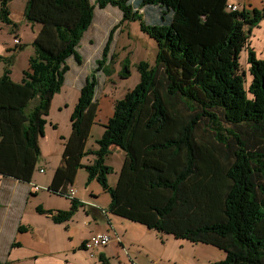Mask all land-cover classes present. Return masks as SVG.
Masks as SVG:
<instances>
[{
	"label": "trees",
	"instance_id": "trees-1",
	"mask_svg": "<svg viewBox=\"0 0 264 264\" xmlns=\"http://www.w3.org/2000/svg\"><path fill=\"white\" fill-rule=\"evenodd\" d=\"M10 1L0 0V22L15 27ZM94 4L26 0L25 20L40 27L20 82L9 76L13 57H0V175L31 181L50 101L70 70L67 61L82 65L80 43L95 6L115 7L121 12L119 23L139 20L141 30L154 39L155 66H140L139 84L113 101L112 116L99 125L96 149L87 148L101 97L96 95L97 74L109 73L106 62H114V56L107 57L113 28L101 59L80 87L71 132L47 187L71 206L38 207L37 212L57 224L69 221L84 206L68 194L77 172L84 169L86 185L95 180L108 192L109 214L224 253L222 260L208 264H264V59L249 47L264 7L248 10L242 5L231 11L229 0ZM243 50L245 71L238 63ZM121 73L122 78L129 76L127 63ZM221 120L231 128H223ZM203 123L211 128L216 146L197 142ZM114 148L124 153V162L116 185L110 187L106 176L111 168L104 157ZM89 156L88 164H82Z\"/></svg>",
	"mask_w": 264,
	"mask_h": 264
},
{
	"label": "rangeland",
	"instance_id": "rangeland-1",
	"mask_svg": "<svg viewBox=\"0 0 264 264\" xmlns=\"http://www.w3.org/2000/svg\"><path fill=\"white\" fill-rule=\"evenodd\" d=\"M229 1L235 3L238 1L237 3L240 5L243 2L242 0ZM91 3L94 4V0H91ZM25 5L26 0H11L9 2L8 8L10 11V17H12V20L17 23L14 27L16 29L15 34L17 33L18 29H20L22 38L29 42V40L34 41L38 34L34 33L32 30L33 24L36 28H39L40 24L25 22L23 18ZM143 20L148 23L146 18H143ZM22 21H24L27 26H25ZM120 21L121 12L117 8L108 6L105 9H99L97 6H95L92 24L87 32H85L83 35L82 41L80 43L81 47L79 52L83 57V63L81 66H77L73 59L70 58L67 61L70 70L65 76V81L62 88L58 93L53 95L50 101L48 114L45 117L46 124L44 131L46 129V132L39 141L41 156L39 157V161L36 165L37 168L44 166L45 161L43 156L45 159L48 156H55L58 147V136L65 138H59L63 143L64 140L69 137L71 132L70 116L76 103L78 102L80 86L84 84V80L90 71L96 67L95 61L101 59L105 44H107L111 31H113L114 27H116V29L112 34V41L107 54L108 60L111 56H114V58H111V60H114V62H106L109 73L104 74L99 72L97 74L99 85L96 90V95L98 98L100 95L101 97L98 101V111L95 118V122L97 124L92 126L93 132L90 134L87 140V148L96 149V140L100 138L102 133V129L99 125H105L112 116L113 101L116 99H122L129 91L133 90L139 84L141 78L140 66L144 65L149 68L155 66L157 44L154 39L150 37L148 33L141 30L139 20H125L122 23H119ZM148 24L151 25L152 23ZM2 27L9 28L10 26L0 22V28ZM17 34L19 35V33ZM251 40L253 43V49L257 54L255 48L259 47V42H256L253 39ZM4 41L5 33L1 29L0 46ZM18 44H20V42ZM18 44H15L14 41L12 42V45ZM2 52L3 50L0 48V55ZM32 54L33 47L31 44H27L25 50L17 54L12 66V71L15 76H18L26 67L27 59ZM125 63L128 64L129 76L127 78H122L121 72ZM238 63L244 71L247 69L246 52L244 50L239 55ZM2 68L3 63L0 62V73ZM245 77L248 83L250 78L247 72ZM221 124L225 129H229L230 127L229 124L223 122L222 120ZM205 127L206 126L203 123V125H201L197 130V142L207 146H216L217 143L213 139L214 134L209 132V130L211 131V128L206 129ZM203 129H205V131H203ZM115 149L116 148H114V151L104 157V164L111 168V171L106 176L108 185L110 187H114L116 185L119 172L124 162V153L118 152ZM92 157L93 156L84 157L82 159V164H88V160L92 159ZM37 175L42 174L37 173ZM74 182L75 187L78 185L76 188H79L81 195L84 196V189L92 182V186L99 190V199L101 202L103 203L105 202L103 200H109L108 192H106L95 180L88 182L89 184L86 185L87 174L84 169H80L78 171ZM45 193L46 190H41L40 192V194L47 196ZM87 195L91 198L89 192ZM35 201L36 199H31L29 201V206L34 205L33 207H35ZM46 201L58 203L61 201L63 202V199L58 200L55 196H50V200ZM46 207L47 204L44 203V208ZM77 210L83 209L82 207H78ZM117 218L118 219L114 218V225H116L118 232L126 239L139 241L144 247L151 250L152 253L156 255V257L152 259L155 262L154 264H208L212 262H218L224 258V253L214 247L198 243H191L187 240L179 241L180 239H175L171 235H165L155 231L148 232L146 228L144 229V227L139 224L131 223L119 217ZM103 222L105 223V221ZM78 226L79 227L76 232H82L80 228L83 226L81 224ZM74 242L76 241L74 240ZM141 262L144 263L145 261L142 260Z\"/></svg>",
	"mask_w": 264,
	"mask_h": 264
},
{
	"label": "crops",
	"instance_id": "crops-1",
	"mask_svg": "<svg viewBox=\"0 0 264 264\" xmlns=\"http://www.w3.org/2000/svg\"><path fill=\"white\" fill-rule=\"evenodd\" d=\"M242 1L241 5L237 3L238 1L236 3L229 1V3L238 7L243 5L248 10L264 7V0ZM9 18L17 24L10 17V11ZM22 22L27 26L26 20ZM1 29L5 33V41L0 46L3 50L0 57H13L9 67V76L12 81L18 83L21 81L22 72L27 68V65L18 76L13 74L12 66L17 54L24 51L26 45L31 44L32 41L24 40L20 29L17 31L19 35L15 34L16 29L13 26ZM38 29V27L32 26L34 33H38ZM251 39L259 42V47L255 48L256 55L258 58L264 59V19L260 22L259 27L252 30L249 47L253 48ZM15 40H19L21 48H18L19 45H12ZM3 71L4 66L0 76ZM92 132L93 127L91 128ZM59 138L63 137L58 136L55 156H48L46 159L43 156L44 166L36 167L30 182H22L0 175V264H102L101 261H107L108 264H154L152 259L156 255L151 250L144 247L139 241L126 239L118 232L114 225V218H118L109 214L107 210L110 198L103 200L105 202L102 203L99 199V190L92 186V182L84 189V196L80 194L79 188H76L78 185L75 187L74 182L73 197L84 206L83 210H76L73 214L74 217L69 221L57 224L48 216L35 211L38 207L44 210H68L70 208L69 199L47 191L53 172L60 164L63 152V142ZM115 150L121 152L118 149ZM37 173L42 175H37ZM35 186L39 189L35 190ZM41 190H46L47 196L40 194ZM88 192L91 198L88 197ZM50 196H55L58 200L63 199V202L46 201L50 200ZM31 199H36L35 207H33L34 205L29 206ZM44 203L47 204L46 208H44ZM79 224L83 226L80 228L82 232H76ZM146 230L153 232L147 228ZM96 233L107 234L111 241L107 246L95 249L91 257L84 245ZM179 241L186 240L180 239ZM142 260L145 262L142 263Z\"/></svg>",
	"mask_w": 264,
	"mask_h": 264
},
{
	"label": "built area",
	"instance_id": "built-area-1",
	"mask_svg": "<svg viewBox=\"0 0 264 264\" xmlns=\"http://www.w3.org/2000/svg\"><path fill=\"white\" fill-rule=\"evenodd\" d=\"M228 8L231 11H237L238 10V6L232 5V4H230L228 6ZM14 42H15V44L19 43L18 40H15ZM40 171L43 172V170H40ZM34 189L38 190L39 188L37 186H35ZM68 194H69L70 197H73L74 196V190L71 188L69 190ZM110 241H111V238L107 234L96 233V234H93L85 242L84 248H85L86 251L89 252L90 256L92 257L95 249L107 246L110 243Z\"/></svg>",
	"mask_w": 264,
	"mask_h": 264
}]
</instances>
